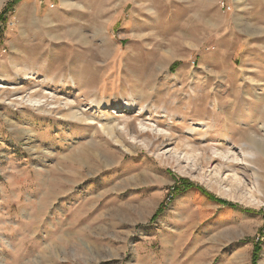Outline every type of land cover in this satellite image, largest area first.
Here are the masks:
<instances>
[{
    "label": "rangeland",
    "instance_id": "obj_1",
    "mask_svg": "<svg viewBox=\"0 0 264 264\" xmlns=\"http://www.w3.org/2000/svg\"><path fill=\"white\" fill-rule=\"evenodd\" d=\"M0 264H264V0H0Z\"/></svg>",
    "mask_w": 264,
    "mask_h": 264
},
{
    "label": "trees",
    "instance_id": "obj_2",
    "mask_svg": "<svg viewBox=\"0 0 264 264\" xmlns=\"http://www.w3.org/2000/svg\"><path fill=\"white\" fill-rule=\"evenodd\" d=\"M181 185H182V187H177L176 193L181 192V191L185 192V191H190V190H198L201 194L205 195L206 197H208L211 200H214V198L212 196L206 194L203 190H199L198 188H195L194 185L190 184L186 180H182ZM220 203L225 204L224 202H220ZM155 217H154V219H155ZM257 250H258V248L256 246V249L254 250V255H253L254 261H255L256 255H257Z\"/></svg>",
    "mask_w": 264,
    "mask_h": 264
}]
</instances>
